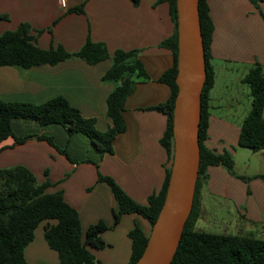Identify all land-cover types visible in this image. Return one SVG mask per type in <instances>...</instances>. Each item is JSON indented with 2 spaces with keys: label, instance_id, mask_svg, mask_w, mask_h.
Here are the masks:
<instances>
[{
  "label": "crops",
  "instance_id": "1",
  "mask_svg": "<svg viewBox=\"0 0 264 264\" xmlns=\"http://www.w3.org/2000/svg\"><path fill=\"white\" fill-rule=\"evenodd\" d=\"M80 4L83 12L71 10ZM207 4L213 23L210 63L214 81L208 94L204 145L214 153L229 152L236 172L235 157L242 151L237 144L240 124L251 106L250 88L242 79L255 63L261 65L264 74V1L255 5L250 0H208ZM0 16V33L25 23L28 34L36 35L34 43L41 49L61 46L67 52H75L89 38L103 42L110 55L118 49L136 50V60L143 71L126 70L117 79H103L112 62L110 57L94 64L70 58L29 67L0 66L1 99L38 104L61 95L83 116L94 117L100 131L111 125L106 115L107 95L122 83H133L122 111L125 127L116 134L110 153L100 156L90 139L80 132L68 135L59 124L40 125L21 118L11 121L15 135H50L73 161L45 140L28 139L13 144V138L7 137L0 144V168L23 165L38 183H49L47 192H61L65 202L78 213L81 237L99 219L109 226L101 234L106 245L90 248L99 264H125L131 253L128 231L137 221L148 235L150 225L136 213H125L112 226L117 202L109 185L97 181V174L111 177L139 204H146L147 197L162 186L165 168L170 165L159 141L166 116L151 107L165 102L170 94L169 86L160 80L172 63L171 50L161 44L173 32L168 2L66 0L62 7L58 0H0ZM206 172V183L198 193L195 226L204 228L212 220L219 233L264 238V180L254 177L264 171L247 175V182L232 177L220 165H209ZM207 204L212 205V210H208L210 205L207 209ZM217 207L223 209L219 216L215 213ZM54 222L44 220L37 225L33 240L25 247V258L29 249L35 247L31 243L37 230L43 237L44 225ZM46 249L57 264V253Z\"/></svg>",
  "mask_w": 264,
  "mask_h": 264
},
{
  "label": "trees",
  "instance_id": "2",
  "mask_svg": "<svg viewBox=\"0 0 264 264\" xmlns=\"http://www.w3.org/2000/svg\"><path fill=\"white\" fill-rule=\"evenodd\" d=\"M136 3L138 0H132ZM163 1V0H162ZM169 4L173 22L172 35L162 41V45L172 52L171 66L160 76V80L170 88L165 102L151 109L165 114L166 127L160 138V144L166 150L170 165L173 154L172 111L177 91L175 76L177 73V31L175 0H165ZM208 0H198V15L205 57V79L201 90L200 122L198 129L199 167L196 178L194 198L207 180L206 168L220 165L230 175L247 182L250 178L235 173L233 159L229 152L214 153L204 145L207 137L209 90L214 81V71L210 63V41L213 23L209 16ZM257 5L258 1L250 0ZM72 11L83 12V4L72 7ZM2 16H0L1 18ZM39 33V31H37ZM36 36V35H35ZM35 36L28 34V25L23 23L14 30L0 33V66L32 65L80 58L88 64H94L111 58V65L103 79H117L126 71L143 70L136 60V50H115L109 54L103 42H93L89 38L75 52H67L61 46L41 49L35 45ZM250 88V109L244 116L239 129L237 144L239 147L258 151L264 149V74L259 63L251 66L242 79ZM133 90V83L126 82L116 86L106 97V115L111 120L108 129L100 131L95 127L94 117H85L78 108L72 106L61 95L51 97L35 104L24 101H5L0 98V144L7 137L13 138V144H21L28 139L45 140L70 158L63 148L57 147L50 135L27 133L17 136L12 129V119L33 120L40 125L59 124L68 135L80 132L93 143L100 156L112 151L116 134L124 130L122 111L127 96ZM0 146V150H1ZM170 165L165 168L161 188L147 197L146 204L132 200L109 176L97 174V181L109 185L117 202L113 211L114 221L125 213H136L154 223L162 205L170 173ZM254 177L264 180V174ZM202 180L204 182L202 183ZM48 182L38 183L33 173L23 165L0 168V264H26L25 247L33 240L37 225L46 220L43 227V239L47 246L57 253V264H99L90 248L101 249L106 243L102 232L109 226L99 219L90 224L83 237L80 234L79 216L72 206L65 202L61 192H47ZM248 191V190H247ZM199 216L198 205L193 199L191 211L185 221L176 251L169 264H264V238L252 235L206 232L194 228ZM131 241V253L125 264H134L141 255L147 242L146 235L135 221L127 233Z\"/></svg>",
  "mask_w": 264,
  "mask_h": 264
},
{
  "label": "water",
  "instance_id": "3",
  "mask_svg": "<svg viewBox=\"0 0 264 264\" xmlns=\"http://www.w3.org/2000/svg\"><path fill=\"white\" fill-rule=\"evenodd\" d=\"M177 86L172 111L173 154L162 205L134 264H169L191 211L199 167L198 129L205 57L198 0H175Z\"/></svg>",
  "mask_w": 264,
  "mask_h": 264
},
{
  "label": "rangeland",
  "instance_id": "4",
  "mask_svg": "<svg viewBox=\"0 0 264 264\" xmlns=\"http://www.w3.org/2000/svg\"><path fill=\"white\" fill-rule=\"evenodd\" d=\"M14 126L16 127L17 124H14ZM21 126H26V125H24V123H21ZM241 150H242L241 153H238L235 157V164H236L235 173L243 175L245 177H249L247 175L254 174L257 171H264V149H263V152L261 151L260 153H256L255 151H252L251 149L244 148V147H242ZM203 182L204 180H202V183ZM194 200L196 204H198L199 195H196ZM209 205L211 206V208H209ZM224 206L225 205L221 207H224ZM206 207L207 209L209 208L208 210H212L211 204H207ZM221 210L219 208L216 210L215 213L217 216H219V213H221ZM228 217L229 215L227 216V219ZM211 222L212 220H209V224H207L204 228H200V225L198 224H196L195 226V223H194V228L197 230L202 229L207 232H217V233L221 232L218 228V225L212 224ZM40 243L44 245L45 247L44 246L42 247ZM31 244H34L33 246L35 247H32L33 249H29L27 253V257H26V264H56L55 261L53 260V257H51V254L49 253L48 249H46L48 247L45 244L42 235H40L39 229L37 230L35 239ZM32 250H35V251H32Z\"/></svg>",
  "mask_w": 264,
  "mask_h": 264
},
{
  "label": "built area",
  "instance_id": "5",
  "mask_svg": "<svg viewBox=\"0 0 264 264\" xmlns=\"http://www.w3.org/2000/svg\"><path fill=\"white\" fill-rule=\"evenodd\" d=\"M58 2H59V4H60V6L65 7V5H66V0H58Z\"/></svg>",
  "mask_w": 264,
  "mask_h": 264
}]
</instances>
